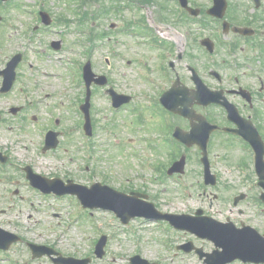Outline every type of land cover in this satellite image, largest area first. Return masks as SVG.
Listing matches in <instances>:
<instances>
[{"label":"rangeland","instance_id":"rangeland-1","mask_svg":"<svg viewBox=\"0 0 264 264\" xmlns=\"http://www.w3.org/2000/svg\"><path fill=\"white\" fill-rule=\"evenodd\" d=\"M190 1L196 6L198 4L209 6L211 3V0ZM228 1L230 2L228 20L231 22L237 21L241 24L260 25L264 28V11L260 13L263 15V22L250 23L248 21L245 12L247 10V14H251V11H249L251 7L250 0ZM38 2L39 0H9L8 6H1V15L6 22L0 24V69L6 67L7 61L15 53L24 52L26 55L23 63V75L17 80L12 91L6 94L0 93V113L6 119V122L0 124V149L6 150L11 155L12 161V168L7 171L6 175H12L15 184L14 179L25 176V172L18 169L30 164L35 172L48 177L57 175L64 178L67 174H71L85 184L101 181L120 189H128L129 187L146 188L156 199L154 201L156 205L163 211L184 213L198 207H206L209 213L213 212L219 219L224 220L219 212L222 209L229 211L231 206L229 197L234 191L244 190L247 184L241 179L235 164H233L236 157L239 160L245 157L241 145L231 139L229 141L226 136L215 137L210 141V160L214 165V171L221 176L220 189L218 188L219 191L221 190V195L215 199L212 205L209 204L208 200L205 202L206 198L201 195L202 168L199 162L201 153H197L195 148L188 153H184L187 156V165L184 174L180 175L181 182L172 179L165 180V178H163V181L157 180L156 177L159 178L157 172L152 177L150 168L143 170L138 163L140 156L144 154V157L149 161L155 159L156 164H159L165 161L169 162V159L173 157L172 150H174L170 144L167 145L161 140L154 142L151 148L148 147L149 139L155 137V135L157 139L160 127L163 128L171 120V117L158 101V97L163 90L155 96L151 105L149 99L143 97V92L149 89L145 79L147 67L156 65L157 69L160 60L159 55H157V60H150L147 63L146 60L152 52L134 44L132 49H122L124 56L133 58L132 65L127 66L122 57H115L113 49L102 50L98 41V47L92 52L90 58L95 71L97 73L109 71L112 74L115 89L133 94L134 102L141 112L143 122L148 126H154L152 127L153 130L152 128L148 130L139 127L138 123L136 124L137 112L133 110L112 113L109 97L104 94L103 89L95 87L94 93H92L91 105L92 119L96 124L91 137L93 147L91 149L86 148V145L84 146L82 143V128L81 126L77 127L78 124L82 123V113L74 114L80 112L82 101L79 97H74L67 106V95L70 94L67 93V89L64 90V87L71 86V95L79 96L80 94L82 96L85 89L78 86L81 81L80 71L75 68L76 82L73 81L69 65L73 66L75 61L82 63L88 57L84 53L83 47L77 43L74 45L71 34L66 39L65 35L53 31H39L40 29H38L32 35V27L37 22L33 12L38 7L40 8ZM72 2L70 0V3ZM166 2L170 7L166 9V13L168 18H171L169 21H172L176 6L175 9H171L172 5L175 4L167 0ZM93 5L92 12L99 14L101 31L108 26L107 22L110 16L113 19L120 20L115 14L105 16L103 12L105 6L115 7L114 1L93 0ZM45 7L54 15L67 14L69 18H74L72 9L76 6L69 5L67 0H46ZM237 8H240L239 19L231 16ZM69 12L73 14H69ZM144 15L148 16L149 11L144 12ZM121 19L124 18L121 17ZM185 25L182 24V27ZM28 28L31 29L28 30ZM196 33L204 34L205 32L200 28L193 29V34ZM29 36H31V39H29ZM63 37L66 40L62 39ZM126 37V41L132 39ZM228 37L233 36L229 35ZM75 38L78 40L80 37L75 34ZM60 39L63 40L65 48L62 51H56L58 53H51L50 51L53 50L48 49V44L53 40ZM248 48H252V44L243 42L242 49L247 50ZM189 55L188 64L191 63L197 66L203 73L209 72L211 68L224 70L227 67L228 56L224 54L222 48H219L218 63L215 66L210 63L202 51L193 53L192 50ZM60 56L63 57V60L59 58ZM106 56L111 57L112 68L107 64ZM176 62H182L180 66L182 82L193 85L190 80V72L185 68V61L176 60ZM31 65L32 68H30ZM45 72L57 74V77L54 76V87L49 82V77H53V74L45 76L43 74ZM156 75L160 77L158 72ZM211 83L215 85L216 81H211ZM1 84L2 76H0V87ZM46 92H49L50 95L44 96ZM59 102H63L64 107L67 106L66 112L73 113H66V115L63 107L57 105ZM15 106H21V109L14 114L11 109ZM201 111H203L202 108ZM219 111L220 108L212 111L214 117L219 116ZM57 115H63V117ZM53 116L57 117L50 120ZM206 118L211 121L212 115H207ZM139 119L141 120V118ZM57 122L60 126H57ZM70 127L71 131L66 137H64V134L63 137L60 135L61 141L57 149L46 152L41 150L42 134H46L53 129L65 133ZM62 138H64L63 141ZM145 146L147 147L143 150ZM86 153L88 156H86ZM86 164L90 165L88 169L84 168ZM144 171L148 172L150 176L142 178L141 175ZM123 174L130 175L132 179L128 181ZM21 180L22 182L26 181L25 178ZM182 183L186 184V191H183L184 186H182ZM14 184L11 188L14 199L11 209L13 221L11 229L19 232L24 238L38 243H46L56 249L78 254L82 257L91 254L90 257H92V263L94 264H128L129 257L140 250L152 259L166 255L168 256L167 261L172 264H200L196 255L183 256L179 254L175 257V244L189 239H192L198 246L204 245V242L184 233L176 232L172 228L169 229L167 224L166 226L159 222L136 219L129 225H124L112 212L91 210L89 211L91 214L88 211L79 209L80 203L74 197L43 195L31 186L29 188L25 183L17 182L19 187ZM0 187L2 186L0 185ZM17 188L20 190V195L22 194L21 197H19L20 195H14ZM234 188L236 189L234 190ZM8 196L5 193L6 199H4V195H1L0 208L6 207ZM150 199L153 200L151 196ZM250 210L253 214V208ZM4 216H0V223L7 224L4 223ZM244 218L247 217L244 216ZM9 219L10 217H6L7 221ZM258 220L264 222L262 217ZM101 234H107L109 240L106 255L99 258L91 250L92 244L94 248L95 241L98 240ZM205 247L210 250L211 244ZM23 248L21 249V245L13 248L12 263L7 264L30 261L26 247L23 246ZM167 248L170 250L167 251ZM31 264H40V262L34 261ZM44 264H50V262L46 261Z\"/></svg>","mask_w":264,"mask_h":264},{"label":"flooded vegetation","instance_id":"flooded-vegetation-1","mask_svg":"<svg viewBox=\"0 0 264 264\" xmlns=\"http://www.w3.org/2000/svg\"><path fill=\"white\" fill-rule=\"evenodd\" d=\"M50 14L52 17V24L50 26H44V27L37 25V27H42L44 32H50L55 27L60 26L56 29L55 33H57V34L62 33L65 35V37L67 39L68 33L72 32V29H71L72 22L71 21L67 22L64 19L61 22V24L59 23V17H66L65 15H67V14H64V15L62 14L60 16L54 15L52 13H50ZM124 35L125 34L123 32L119 33V36L117 38L118 49L121 50V49H132V48H134V44H135L134 40L131 39L129 41H126L123 38ZM232 36L239 37V38L241 37L239 35L236 36L235 34ZM62 39L66 40L64 37ZM152 40H153L152 44L154 46H157L158 44H160L161 53L159 54L158 58L161 60L160 73H161L162 77L168 82H173L178 77L181 78L180 72L177 70L176 61L173 64L169 62L168 66L164 62V60L167 59V56L172 55L173 46L168 45L167 43L163 42L162 40H159L155 33L152 35ZM242 40L243 41L246 40L244 42L251 41L252 37L251 38H242ZM60 42H61V44H60V47H61V45H63V40L60 39ZM257 42H258V39H253L252 43H257ZM49 44H48V46H50ZM219 44H222V43L219 41ZM246 51L247 50L242 49L241 53L244 54ZM155 58L157 59V55L155 56ZM190 64L191 63H189V65ZM193 67H195V66H193ZM242 67L243 66H240V64L238 62H236L233 67L229 68L231 70V74L228 78H226L225 80H222L223 77H221V76L218 78L221 82H224L226 84V86H220V81L219 82L217 81L218 86L213 87V88L225 90L227 92L228 99L232 103H234V105L237 107L238 111L240 112V114L243 117L251 120L254 123V125L259 130L262 138L264 139V71L257 72L258 76H256V75H253L252 73H250L246 69V67H243V68ZM195 68L197 69L199 74L203 78H205L204 73L199 68H197V67H195ZM190 77H191V73H190ZM49 82L51 84L52 80H49ZM67 96H68L67 103L69 104L71 97H70V95H67ZM68 104H66V105L68 106ZM66 107L63 106L64 110H66ZM224 112H226V111H222V113H224ZM174 116L180 117L181 118L180 120L182 121L184 126L190 128L191 121L188 118H184V117H181L178 115H174ZM5 121H6L5 118L2 115H0V124L5 122ZM172 122H176V119H174ZM214 123L219 125V128L214 132V136L215 137L226 136L229 138V141L231 139L232 141L237 142L238 144L241 145V148H242V150H244V155H245V157L240 158V160L236 157L234 159V162H233V164H235L239 169H241L242 171H245V173H248V174L246 176L247 180L244 182V183H247L244 190L239 189L238 192L237 191L233 192V195L231 197V202H232L231 211H232V213H235L234 210H236V213L238 215L247 217V218H244V221H246L247 224L252 225V226H254L260 230H264V222L261 220H258L260 217L264 218V202H262L260 199V194H261L262 188L259 186L260 183H259V185L257 183L256 169L253 167V164H252V158H253V155L255 154V152L252 149V147L250 146V144L247 143L245 140H243L241 137L235 136V134H233L231 132H226L224 130V127H228V128H232V129L237 128V125L234 122L229 121L227 116L222 115L220 112L219 117L215 119ZM217 135H219V136H217ZM164 143H166L168 145L167 142H164ZM0 153L3 155V158L11 159V155L6 150L1 148ZM0 164H2V163H0ZM212 166H213V164H212ZM213 171H214V169H213ZM239 172H240V170H239ZM215 173L218 175L217 172H215ZM254 178L256 179L255 180L256 185L252 186V180ZM1 186L2 187H0V199H1V195H4V199H6L5 193L7 191H8V193L12 192L11 186L9 188V185L6 184L5 178L1 179ZM235 189L236 188H234V190ZM204 191L208 192V195H211L213 193L211 191V189H209V188H204ZM240 192L244 193L246 195V197H245V199L240 201V203L238 205H235V203H234L235 198L239 195ZM215 196L216 197H214V198L218 197L217 194ZM247 198H248V201H247ZM210 201L212 202V199H210ZM246 202L248 203L247 205H246ZM251 205H252V207H251ZM7 207H8V210H7ZM251 208H253V214H251V210H250ZM11 209H12V194H10L8 196V200L6 202V207L4 206V207L0 208V216H4L6 214V216H4L5 217L4 223H7V224H3L1 222L0 227L7 229V230H11V226H12ZM6 217H10V219L7 221ZM233 221L238 226H240L239 224L244 222V221H240V220H239V222L236 221L235 216L233 218ZM26 243H27V240L23 239L22 244L26 245ZM13 246L14 245H10L6 251L0 249V259H2V261L4 263H6L8 261V259L11 257L12 251H13Z\"/></svg>","mask_w":264,"mask_h":264},{"label":"water","instance_id":"water-1","mask_svg":"<svg viewBox=\"0 0 264 264\" xmlns=\"http://www.w3.org/2000/svg\"><path fill=\"white\" fill-rule=\"evenodd\" d=\"M186 3V0L184 1ZM226 3L224 0H217L216 7L212 10V13L218 16H223ZM241 32H247V30H241ZM20 60V55H17L9 63L8 68L2 72L5 75L4 87L2 91H8L11 89L15 78H16V67ZM202 96V91H201ZM168 106L171 107L170 104ZM18 109L15 108L14 112ZM84 110L87 112L88 104L84 105ZM208 125L202 123L199 127L195 126L191 133L177 134L182 140L187 143H193L197 140L204 127ZM206 136L203 140V148H206L208 141V135L212 130V127L206 128ZM256 132V131H255ZM257 133V132H256ZM256 133L252 132L248 137L256 142L258 140ZM183 163V161L181 162ZM264 166V162L262 163ZM261 164V165H262ZM181 170L180 167H175L172 171ZM30 177L36 176L32 174L30 170ZM262 172V171H261ZM42 177H37L33 179L34 185L42 188L46 192L55 191L59 194H64L67 192L76 193L84 205L89 207H103L108 209L115 210L119 216L125 222H128L131 217L146 216L150 218H166L169 219L176 227L188 229L192 232L197 233L201 237H207L213 240L217 246L222 247V251H215L214 253L205 254L207 256V264H226L237 258L242 259L243 261H252V262H264V236L260 235L255 229H235L231 225L226 224H215L209 222H199L191 219L188 215H173V214H162L157 213L154 215L155 209L152 205L151 207H142L138 203L122 194L115 193L111 189H106L108 187L102 186L101 184H96L91 190H86L83 187L75 186L63 188L58 182L56 184H48L42 181ZM103 188V189H101ZM75 189V190H74ZM106 244V237H104L98 244V252L102 253L103 248ZM187 250H191L192 247L183 246ZM35 248H37L35 246ZM35 249V251L39 250ZM136 264H140L138 257L134 258ZM147 264L146 261H144Z\"/></svg>","mask_w":264,"mask_h":264}]
</instances>
